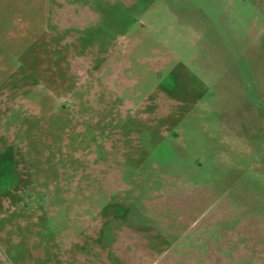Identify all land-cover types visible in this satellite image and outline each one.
<instances>
[{
    "label": "rangeland",
    "instance_id": "rangeland-1",
    "mask_svg": "<svg viewBox=\"0 0 264 264\" xmlns=\"http://www.w3.org/2000/svg\"><path fill=\"white\" fill-rule=\"evenodd\" d=\"M0 264H264V0H0Z\"/></svg>",
    "mask_w": 264,
    "mask_h": 264
}]
</instances>
